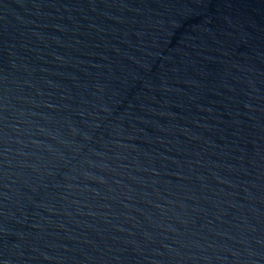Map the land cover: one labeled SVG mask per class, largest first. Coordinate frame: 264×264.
<instances>
[{
  "label": "water",
  "instance_id": "1",
  "mask_svg": "<svg viewBox=\"0 0 264 264\" xmlns=\"http://www.w3.org/2000/svg\"><path fill=\"white\" fill-rule=\"evenodd\" d=\"M0 264H264V0H0Z\"/></svg>",
  "mask_w": 264,
  "mask_h": 264
}]
</instances>
